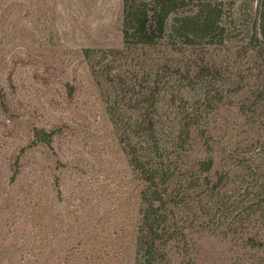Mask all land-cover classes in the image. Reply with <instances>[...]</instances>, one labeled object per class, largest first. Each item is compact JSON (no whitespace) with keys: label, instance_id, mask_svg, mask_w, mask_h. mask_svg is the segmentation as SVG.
Segmentation results:
<instances>
[{"label":"rangeland","instance_id":"1","mask_svg":"<svg viewBox=\"0 0 264 264\" xmlns=\"http://www.w3.org/2000/svg\"><path fill=\"white\" fill-rule=\"evenodd\" d=\"M122 1L0 0V264H147L134 242L143 183L124 149L134 112L115 96L112 122L82 56L85 48L122 47ZM219 1L226 29L203 47L216 76L205 80L212 98L202 99L201 125L229 174L210 187L215 224H198L208 222V205L184 206L187 240L168 244L170 260L151 264H251L258 253L264 264V246L225 234L255 229L249 207L264 191V104L255 107L257 122L240 106L255 81L264 85V55L246 37L260 0ZM185 87L183 102L162 101L166 122L176 105L193 101ZM200 88H191L195 97ZM40 128L57 129L50 145L32 142Z\"/></svg>","mask_w":264,"mask_h":264},{"label":"trees","instance_id":"2","mask_svg":"<svg viewBox=\"0 0 264 264\" xmlns=\"http://www.w3.org/2000/svg\"><path fill=\"white\" fill-rule=\"evenodd\" d=\"M218 1L123 0L122 47L85 48L82 52L112 122L117 121L115 96L124 110L134 112L124 149L130 166L143 183L138 195L140 218L134 242L139 261L147 264L170 260L168 244L174 248L187 240L180 225L184 206L194 205L193 211L199 212L201 204L203 209L208 205V222L198 224L205 229L204 223H214L218 201L212 192L229 174L224 167H218L211 137L201 125L202 99L212 98L205 80L216 76L215 66L203 56V47L214 43L213 37L226 29L220 23L223 14ZM254 16L252 27L246 28L247 46L264 55V0L258 2ZM126 64H132V68L126 69ZM186 84L191 88L201 85V94L195 97L199 93L188 88L193 95L187 101H193L176 105L181 109L170 115L174 122L168 118L171 122L168 123L161 112L162 101L173 106L178 100L183 102ZM254 85L255 89L245 95L246 102L240 106H249L253 111L249 117L254 115L257 122L263 116L255 107L259 102V108L264 104V85L257 81ZM56 130H34L32 142L50 145ZM213 180L216 183L211 192ZM259 185L257 181L256 186ZM256 195L249 207L255 229H249L248 233L235 226L225 234L238 236L251 249L259 251L264 246V241L258 239L264 234V191L259 189ZM258 255L249 259L251 264H260Z\"/></svg>","mask_w":264,"mask_h":264}]
</instances>
